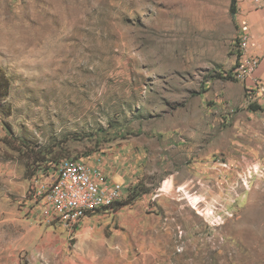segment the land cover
I'll use <instances>...</instances> for the list:
<instances>
[{
    "label": "rangeland",
    "instance_id": "1",
    "mask_svg": "<svg viewBox=\"0 0 264 264\" xmlns=\"http://www.w3.org/2000/svg\"><path fill=\"white\" fill-rule=\"evenodd\" d=\"M230 4L0 0V264H264V111L229 78ZM33 151L151 191L70 230L32 201Z\"/></svg>",
    "mask_w": 264,
    "mask_h": 264
},
{
    "label": "built area",
    "instance_id": "2",
    "mask_svg": "<svg viewBox=\"0 0 264 264\" xmlns=\"http://www.w3.org/2000/svg\"><path fill=\"white\" fill-rule=\"evenodd\" d=\"M251 38L250 26L241 24L237 42L240 56L231 77L244 85L248 101L255 104L264 97V82L256 76L261 58L248 53ZM40 176L46 181H40ZM51 176L34 177L32 201L41 206L45 219L66 225L70 230L90 215L124 201L127 195L124 184L110 182L101 169L91 167L80 158L63 159L56 174Z\"/></svg>",
    "mask_w": 264,
    "mask_h": 264
},
{
    "label": "crops",
    "instance_id": "3",
    "mask_svg": "<svg viewBox=\"0 0 264 264\" xmlns=\"http://www.w3.org/2000/svg\"><path fill=\"white\" fill-rule=\"evenodd\" d=\"M238 22L241 24H248L251 28V42L249 45L248 53L250 55H255L259 56L261 58L260 65L256 71V76L264 82V0H259L257 2L256 0H238V15L237 18ZM244 88V85H242ZM259 107H261V111H264V97L262 99H259L257 103H255ZM126 149L125 151H127ZM107 157H117V156H123L124 155V150L121 149L120 147L115 149H110L106 151ZM100 154V153H99ZM101 155V154H100ZM95 156H98L95 154ZM106 170L104 171L100 166L96 167V169H101V172L103 171L106 176L108 177V180L115 182L113 179L117 178V182H122L127 185L128 182L130 183V180L122 179L119 178L118 174L115 173L114 176H108L110 170H108L109 165L105 164ZM104 167V168H105ZM108 173H107V172ZM26 203H29L28 201ZM25 210V208H23ZM26 211V210H25Z\"/></svg>",
    "mask_w": 264,
    "mask_h": 264
},
{
    "label": "trees",
    "instance_id": "4",
    "mask_svg": "<svg viewBox=\"0 0 264 264\" xmlns=\"http://www.w3.org/2000/svg\"><path fill=\"white\" fill-rule=\"evenodd\" d=\"M230 13L232 15V17L234 18V20H236L237 15H238V0H231V4H230ZM230 76V75H229ZM231 79H233L232 77H229ZM234 80V79H233ZM11 78L9 77L8 73L2 68L0 67V96L2 98H7L10 93H11ZM249 110H251L252 112H259L261 111V107H259L256 104H250ZM50 154H52V152L47 151L46 154L39 156V153H34L33 151V155H31L30 160L32 162L33 165H35V169L33 171L30 172V168H27V174L29 173V177L32 179L34 177H36L39 174H43L45 176H51L56 174L57 171V166L59 165V163L63 160V159H67V158H71L72 156H64V157H60V159H54L53 157L47 159V156H50ZM75 158H78L75 156ZM42 166L41 168H36L38 166ZM150 189L146 188L141 185H129L126 189L127 195L126 198L124 199V201L122 202H118L117 204H115L114 206L108 208L105 210V213H111V212H118L120 211L122 208L133 205L136 201H138L142 196H144L145 194H149L150 193ZM101 212V211H100Z\"/></svg>",
    "mask_w": 264,
    "mask_h": 264
}]
</instances>
